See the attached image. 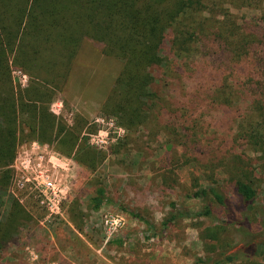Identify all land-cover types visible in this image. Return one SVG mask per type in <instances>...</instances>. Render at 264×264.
Returning <instances> with one entry per match:
<instances>
[{"label":"rangeland","instance_id":"rangeland-1","mask_svg":"<svg viewBox=\"0 0 264 264\" xmlns=\"http://www.w3.org/2000/svg\"><path fill=\"white\" fill-rule=\"evenodd\" d=\"M246 1L247 6L224 4V8L238 24L248 22L255 31H263L264 0ZM171 38L168 33L161 52L174 64ZM83 46L85 58H79L64 84L53 90L49 108L68 127L75 125V119H84L75 149L85 145L100 161L90 169L76 163L75 154L65 157L53 146L37 142L48 156L55 157L56 166L44 161L43 169L61 190L59 214L50 215L27 187L22 194L14 189L10 165L18 151L36 141L18 124L13 159L0 168V174L10 171L6 184L0 183V228L5 227L14 204L25 218L11 233L0 235V264H198L197 259L226 247H232L226 254L233 253L241 246L240 238L230 228L223 232L216 228L223 214L215 203H211L213 220L191 217L201 208L193 193L216 185L229 192L227 171L234 153L251 160L248 170L258 191L256 219L260 208L264 209L259 156L244 142L231 140L238 117L247 111L244 100L233 106H212L208 94L203 93L206 89L197 88L210 74L218 80L223 76L215 70L212 50L200 45L182 79L169 76L162 67L151 69L152 89L161 100L175 104V109L171 108L174 114L154 111L144 127L130 133L100 111L119 62L103 56L99 45L84 41ZM247 73L236 75L241 85ZM10 77L15 89L29 84L30 78L12 65ZM260 77L264 81V76ZM98 188H103L105 197L94 209L90 199ZM178 212L189 217L163 226L170 213ZM214 230L219 241L206 236ZM234 264H264V257Z\"/></svg>","mask_w":264,"mask_h":264},{"label":"trees","instance_id":"trees-1","mask_svg":"<svg viewBox=\"0 0 264 264\" xmlns=\"http://www.w3.org/2000/svg\"><path fill=\"white\" fill-rule=\"evenodd\" d=\"M247 2L0 0V168L13 159L19 123L31 141L51 145L65 157L73 153L75 162L82 166L94 169L100 161L85 145L75 149L84 119L79 117L74 126L68 127L49 108L53 90L64 84L71 66L85 58L84 41L101 46L103 56L119 62L100 111L114 117L118 126L130 133L144 127L154 111L174 114L175 104L161 100L152 89L151 69L162 67L169 76L182 79L202 45L212 50L215 70L223 76L218 80L210 74V79L198 83L197 88L206 89L203 93L208 94L212 106H233L244 100L247 111L238 117L231 140L244 142L259 156L260 184L264 186V81L260 77L264 76V30L255 31L248 22L238 24L224 8V4L239 8ZM168 33L172 35L174 64L168 63L161 52ZM11 65L30 78L26 88L13 87ZM245 71L248 77L241 85L236 75ZM250 161L241 153L232 154L228 193L217 185L193 193L201 208L191 217L213 220L211 203H215L223 214L216 228L222 232L225 227L234 230L241 244L233 253L226 254L230 248L226 247L199 258L198 264H234L264 257V209L260 208V218L256 219L258 191L248 170ZM9 172L0 174L2 185L8 181ZM104 197L103 188H98L90 204L98 209ZM188 217L187 213H170L162 223L167 226ZM23 218V211L14 204L0 235L9 233ZM206 236L220 240L215 230L207 231Z\"/></svg>","mask_w":264,"mask_h":264},{"label":"built area","instance_id":"built-area-1","mask_svg":"<svg viewBox=\"0 0 264 264\" xmlns=\"http://www.w3.org/2000/svg\"><path fill=\"white\" fill-rule=\"evenodd\" d=\"M53 159L55 157L48 156V151L34 141L29 144L28 149L17 152L10 170L15 177V190L22 194L27 187L50 215H58L61 190L43 169L44 161L55 167Z\"/></svg>","mask_w":264,"mask_h":264}]
</instances>
